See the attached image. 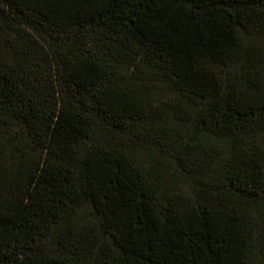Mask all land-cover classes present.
I'll return each mask as SVG.
<instances>
[{
    "label": "trees",
    "instance_id": "obj_1",
    "mask_svg": "<svg viewBox=\"0 0 264 264\" xmlns=\"http://www.w3.org/2000/svg\"><path fill=\"white\" fill-rule=\"evenodd\" d=\"M0 264H264V0H0Z\"/></svg>",
    "mask_w": 264,
    "mask_h": 264
}]
</instances>
